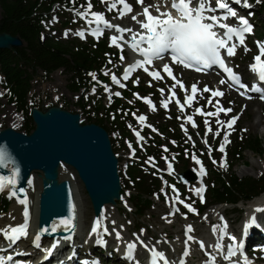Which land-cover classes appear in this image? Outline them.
I'll list each match as a JSON object with an SVG mask.
<instances>
[{
    "label": "rangeland",
    "instance_id": "obj_1",
    "mask_svg": "<svg viewBox=\"0 0 264 264\" xmlns=\"http://www.w3.org/2000/svg\"><path fill=\"white\" fill-rule=\"evenodd\" d=\"M86 1L87 4L89 2L92 4L93 12L103 14L108 22L114 25H118L116 21L119 18H117L118 12L116 10L109 12L107 10V5L101 2L98 3L97 0ZM128 2L133 6V13L136 14L142 11L141 6L136 3V0H128ZM156 2H158V0H156L155 3ZM159 2L164 3L168 2V0H159ZM248 2L251 5L250 9H244L243 7L244 13H247V17L249 19L255 17L256 37L261 39V43H264V12L261 11L264 10V0H260L259 3H257L256 0H248ZM229 3L234 4L232 0H229ZM145 4H148L146 0ZM242 4L243 2L240 5ZM54 10L55 11L52 14V17L44 22L45 33L50 38L53 37L55 40L60 41H73L75 39H77L78 41H97L102 38H107L111 46L110 38L112 35L116 34L113 30H107L105 31V34H102L99 38H97L90 34V28H94V24L90 26L86 23L85 20L81 19L80 17L74 18V16L67 14V12H63L62 8L56 7ZM1 16L2 10L0 6V19ZM65 17H71L74 19V21L78 20L79 26L72 25L70 28H63L62 23ZM81 31L84 32V37L86 39H82L79 35H77V33ZM260 34L262 35L261 37H259ZM257 42H253L254 46H252L251 44L248 45L247 48L249 49V51H245V47H241L232 61L237 71L241 75H243L244 78H246L247 80H250L252 78L251 75L253 73L250 71V65L254 63V57L258 54ZM111 47H113L119 53V55H121L119 49L114 46ZM122 54L125 56V60L123 62L120 60L119 57V61L108 63V66H104L101 70L102 76L104 78L109 79L107 84L100 85L105 102L109 103L112 99H109L110 95L111 97L115 96V92H120L121 94L125 95L126 87L132 85L137 87H143L149 90L148 96L142 98H150L152 104L155 105L156 110H150L149 105L144 103L142 99H137L136 97L132 99V102L134 104L136 102H141L142 109L136 112L134 115V118L137 122V126L132 127L131 129L130 133L132 137L126 139L125 144L127 150L122 151L119 154L116 153L117 157L121 159V161H119V173L121 178L127 176V166L129 165V160L132 157L136 159L135 144L140 149H145L148 146L149 141L154 138L155 134L161 135V132L159 133L158 128L162 124H179L180 131L183 133V136L191 144V146L198 147L199 145L201 147L199 155L204 159L203 161L205 166L207 165L206 162L208 161L212 169H219L220 171H223L225 173H228L230 171V168L228 166V153L233 148L235 142L238 143L245 137L255 136L261 138L264 141V101H262L260 97H255L254 100H249L248 98L250 97L247 96L242 98L238 94L235 95L231 93L229 90H227L225 86L219 83V80L211 77L210 75H197L185 71L182 68H174L176 77L182 80L184 85L189 89L193 84H197L198 88L201 90L205 86H208L210 89H215L216 87L221 86L225 90L224 97L222 99L215 98L213 100V105H215L216 100H219L220 106H222L223 108L226 107L227 109H231V112H229L227 115L221 112L219 115V120L227 122L232 119H230V117H238V119L236 120V122L238 123H235L232 129L221 128L220 136L218 137L213 135V133L218 129V125L216 124V117H208L213 130V133H208L206 137L208 140V144L213 149L211 155H209L207 147L203 143V139L205 138V128L202 131L199 125H197L198 127L193 128L190 123L186 124L185 127L188 130V136H191L192 138L191 140H188V136H186L185 132L182 130L181 124L184 122L188 115H193V119L197 124V120H199L200 115L195 114V109H197L195 108L196 105L201 106L204 112H214L216 110L215 107L208 105L207 103L210 94L203 93V97L198 95L193 101L191 107L185 105V111L182 114L179 111V106L177 105L176 100L178 99L181 104H184L185 93L181 91L179 87H177L176 97L172 100L171 103H169L168 109L165 110L163 107L160 106L162 97L158 89H164L163 98L168 97V87L173 82L166 76L164 81H155L152 80L151 77H149L143 70H139L136 75L131 79H128L127 81H121L125 85V89L119 87L118 85L112 82L111 76L116 75L118 79L121 78L123 76L124 68L127 67L130 62H132V55L130 53V50L126 46L124 47V52ZM162 63L163 61L159 60V62L156 63L154 67L150 70H159L162 67ZM105 72H108L109 74L105 75ZM70 78L71 76L66 73L63 69L56 71L48 79H45L44 73L40 72L32 82V91L30 93L29 101L30 105H32V108L36 107L40 110H46L49 106H60L61 108H64L65 110H68L72 113L80 114L82 116V122H85L86 114L80 106L81 98L84 94L82 92L77 93L70 87ZM137 78L139 80V83L135 84L133 81ZM95 80H97V78H95ZM149 82H151V86H149ZM0 87L3 91V95L0 96V131L5 128L12 127L18 132H25L24 127L28 123L27 119L23 117L20 113H18L14 106L9 105L7 101L6 91L2 87L1 76ZM106 88L109 91H106ZM90 95H96V91L93 88L90 90ZM86 96L87 95H85V97ZM12 109L15 110L16 114L7 116V113L13 112ZM260 110H262L263 115H260ZM141 115L146 117L145 124L149 125L150 127H142L138 123L137 117ZM17 116L19 118H16ZM178 117L180 118L178 119ZM259 119H261L262 124L257 127L255 125ZM32 125L34 126V123H32ZM152 129H155L156 131H153ZM137 131L140 132V135L143 137V140L138 141L135 135ZM226 132H230V135L228 136V140L230 142L225 146L224 152L222 153L218 149L220 144L223 142V137ZM150 133H152V135H150ZM169 136L170 135L167 133L164 137L163 147L168 146L167 138ZM118 137L119 132H114L110 135L114 151L119 146L118 143L115 145L113 144L114 140ZM169 143L174 145L171 140L169 141ZM129 145H131V147H129ZM168 152L169 151L164 153ZM217 154H219L220 156V159L218 160L215 157V155ZM177 155L178 153L171 152L170 156H166L167 160L165 159L164 165H159L157 167L158 169L156 171L158 173L161 172L166 174L168 163H174V165H176L174 172L172 173V175H170L169 182L164 177H160L163 186L161 194L163 200L158 201L157 199H155L154 206L149 211H147L144 216L138 215L136 209L131 203L130 195L132 193V190L130 189H127L125 191L122 200L118 202V207H113L118 208L119 212L113 213V218L110 219V222L111 224L113 222L112 220H119L121 222V224L123 225V230L121 233L123 240L120 242H118L117 240L115 241V233L113 231L111 232V235H108V239H104L108 244V251H113L112 259L118 260V263H120L121 261L124 263V261L121 259V256L124 255L126 243L132 240L137 241L135 240L136 236H140V238L144 241V243L148 245L149 248L154 247L157 251L163 252L167 260L172 261L175 264H180L181 260H183V264H208V256L205 255V252L216 256V264H226L223 258L215 252V249L213 247L216 243L219 233L213 235L212 226L225 223L227 225L228 234L235 236L238 242L243 243L245 236L244 226L245 224H247V222H249L251 217H255L256 219H258V221H264V212H257V209L264 208V193L250 202L241 203L238 206V211L233 210L232 206L218 205L209 207L204 214H199L198 209H196V206L198 202H200V204L203 203L201 202L200 196L195 194V190L200 187L206 189L207 185H210L209 173L207 174V172L205 171L206 175H203L205 178L204 182H199L198 180L192 181L193 175L191 172L195 173L198 176L200 165H197L192 160V158L188 156V169L183 171V166L177 160ZM205 155L207 161L205 160ZM173 156L175 157V159H172ZM196 157L198 158V156ZM213 160L216 161L215 164L213 163ZM151 161L154 162L153 160ZM152 162H149L150 166H153L155 164ZM232 172L239 178L258 179L264 173V157L259 158L252 152L247 151L244 154V159L234 165ZM179 174H185L186 178V183L181 184L182 186L180 187L184 190L183 192L186 196L183 197L182 193L180 192V194L177 191L179 193V199L182 200L184 203L191 204V206L195 209V213L188 212V210L183 206L182 203H176L174 207L178 208L179 212L170 214L174 211L172 201L175 199V194L173 193L170 185H172L173 181H175V179L177 178L176 176H178ZM35 176L37 178V175ZM59 178L60 181L70 180L72 182L73 188L75 190L74 193L76 203L79 199V202L84 205V212L88 214L87 229H89L91 222L95 219V215L88 194L84 188V185L79 180L77 173L70 167L62 166L60 169ZM40 187L42 190L41 181ZM175 188L176 190L179 189L178 187ZM35 192L36 187H33L31 190H29L28 186L27 194H30V196L32 197V201ZM8 195H10V193L7 191L3 192V194L0 195V222L3 223V225L8 224L10 218L15 217V212L13 210L17 209V213H19L21 208V204L16 201L17 199L15 197L7 198ZM3 197H5L10 203L9 210L4 214L1 210ZM84 199H87L88 201L87 207L85 206ZM204 199L205 197L203 195V201ZM183 209H185V211ZM101 217L102 216H100L99 218ZM221 218H223V220H221ZM13 222L15 223V221ZM116 222L117 221H115V228L116 230H118ZM103 225H106L104 220ZM189 225L193 228V231L191 233H186V229ZM107 228L108 230H113V224L107 226ZM141 232L143 233L142 235ZM188 235H191L193 237L191 241H187ZM28 236L27 238H23L22 240H27ZM1 238L2 236H0V239ZM97 239L100 240L99 235L91 237L88 233V230H86L83 239L79 240L80 252H84V254L89 253L92 251L91 247H99L100 250H107L106 248L99 246V240ZM186 241L187 244L185 243ZM20 242V244H23L22 241ZM199 242H203L205 244V249L203 251L200 249ZM228 243H230V241L225 238L224 244L227 245ZM43 246L44 245H42L41 248L45 250L46 246L45 248ZM137 246H140V244ZM186 247L189 252V255L184 256V251ZM249 248H252V246L249 245ZM115 250H117L118 253H115ZM39 252L42 253V251ZM135 253L137 254V260H142L147 258L149 251L141 246L137 247ZM245 254L246 253H244L243 255ZM109 255L110 253L104 255V258L108 257ZM138 256H140V258H138ZM237 260H242V257L238 255L234 258V261ZM248 261L249 264H264V255L261 253H253L248 258Z\"/></svg>",
    "mask_w": 264,
    "mask_h": 264
},
{
    "label": "snow or ice",
    "instance_id": "obj_2",
    "mask_svg": "<svg viewBox=\"0 0 264 264\" xmlns=\"http://www.w3.org/2000/svg\"><path fill=\"white\" fill-rule=\"evenodd\" d=\"M100 2L107 5V10L109 12L116 10L118 12L117 18L123 19L130 16V19L138 26V29L134 30L132 27L123 28L114 25L108 22L103 14L93 12V6L90 2L83 11L76 12V15L85 20L88 25H95L94 28H90L91 35L99 38L106 29L113 30L116 33L111 36L110 43L111 46L120 50V60L122 62L125 60V56L122 54L125 46L136 56L140 57L139 59H134L133 62H130L127 67L124 68L121 78L118 79L116 75H112V82L124 88L125 85L121 81H127L137 70H143L155 81H164L166 76L168 79L172 80L173 83L168 87L169 95L167 98H163L164 89H158L162 97L160 106L167 110L169 103L176 97V88L179 87V89L185 93L184 104H181L178 99L176 100L179 111L182 114L185 111V105L191 107L198 95L203 97V93H209L210 96L207 103L215 107L216 110L214 112H204L203 108H197L195 109V114L204 117L205 138L203 139V143L207 147L208 154L211 155L213 149L208 144L206 137L208 133H213V130L208 117H216L218 129L213 133L216 137L220 136L221 128L232 129L238 119V117H233L227 122L219 120L221 112L225 115L231 112V109H224L220 106L219 100H216L215 105H213V100L217 97H223L224 92L219 89H210L208 86H205L201 90L198 88L197 84L191 85L190 89L187 88L183 81L174 75L172 67L169 64H163L159 70L150 69L154 67L156 61L165 58V53H170L172 64L180 65L185 69H192L197 72H206L216 67L220 70L216 73L217 75H220V72L224 74L219 81L221 85L228 84L229 87L236 86L238 88H244L245 91H247V87L241 83V78L233 71V68L230 67L226 61L236 55L239 46L245 45V36L246 34L253 33V25L247 18L238 14L229 3V0H168V2L164 3L158 0V2L153 4H145V0H136V3L142 8V11L136 14H133V6L128 0H100ZM232 2L237 5L243 2V7L245 8H250L251 6L248 0H232ZM256 2L259 3L260 0H256ZM152 10L155 11V15H153ZM217 10H220L224 14L217 15ZM141 16L143 19L139 18ZM229 18L235 20V26L226 23ZM77 35L83 38L84 32H78ZM257 49L258 54L254 57V63L250 65V71L262 84H264V43L257 42ZM245 51H249V49L245 47ZM108 63H112V61L109 60ZM104 74L108 75L109 73L105 72ZM90 75H93V79H95L94 74ZM133 82L138 84V78ZM149 86H151V82H149ZM105 90L109 91L107 88ZM251 91L261 93V98L264 99V90L260 87L252 85ZM244 94V92L241 93V95ZM114 95L119 97L121 93L115 92ZM133 95L136 96L137 99H142L144 103L148 104L150 110H156L150 98H142L135 93ZM109 99H111V95ZM179 118L180 117H178V119ZM137 120L142 127H150L145 124V116L141 115L137 117ZM189 123L193 128L198 127L193 119V115H188L181 124V128L186 136H188V130L185 125ZM152 130L156 131L155 129ZM135 135L138 141L143 140L140 132L137 131ZM229 135L230 132L225 133L223 142L219 146L218 150L222 153L224 152L225 146L230 142L228 140ZM191 139V136H188V140ZM172 143L175 142L173 141ZM129 147H131V145H129ZM163 151L167 152L168 149L165 147ZM191 158L197 165H201V161L195 154H193ZM165 159L167 160V157H165ZM172 159H175V157L173 156ZM149 162H152L151 158ZM213 163L215 164L216 161L213 160ZM0 168L10 171V175H0V193L5 191L9 192L10 198L17 197L18 203L23 205V222L15 226L7 225L0 229V236L3 237L4 241L8 242L9 246H12L16 245L22 238H27L28 236L30 219L28 201L26 196L23 199L18 197V193L23 194L25 191L23 188L17 186L19 170L3 150H0ZM167 169L169 175H171L173 172L172 163L167 164ZM199 174L201 176L206 175L202 165L199 168ZM172 191L175 194V199L172 201L174 211L170 214L179 212V209L174 207L176 203H182L188 212L195 213V209L191 204L184 203L179 199V193L174 186L172 187ZM203 192V187L195 190V194L200 196L201 202H203ZM257 212H264V209H257ZM103 219L104 218L101 217L94 222V226L91 229L92 234L99 235L101 231L103 235L112 234L108 231V228L103 225ZM72 220L73 218L69 217L53 222L50 229H42V233H56L58 230L71 232L74 229ZM221 220H223V218H221ZM112 224V231L115 233V239L118 242L122 241L123 237L121 236V231L123 230V225L120 226L121 230L118 231L115 228V221H113ZM254 226H258L255 217H253L249 223L245 224L244 232L246 233L249 228ZM192 231L193 228L189 225L186 229V233H191ZM212 232L213 235L219 233L213 247L215 252L223 258L226 264H249L248 258L243 255V244L238 242L235 236L228 234L227 225L225 223L213 225ZM142 234L141 232V235ZM225 238L230 241L227 245L224 244ZM65 239L71 240V236H67ZM192 239L193 237L191 235L187 236V241H191ZM40 240L41 235L37 234L32 242L33 246L37 249L41 247ZM136 240L139 242L140 246L150 252V264H160V262L169 264L163 252L157 251L154 247L149 248L140 236H136ZM187 241L185 242L186 244ZM59 244L60 241H55L49 249L45 250L46 258L53 254V250H55ZM199 246L202 251L205 249V244L203 242H199ZM125 247V258L129 261H133L134 253L137 250V243L128 242ZM4 250L5 249H0V251ZM187 255H189V252L186 247L184 256ZM205 255L208 256V264H216V256L207 252H205ZM238 255L242 257V260L234 261V258ZM71 258L72 257H69V259ZM12 260V256H0V264H10ZM83 264H89V262L84 261ZM92 264H99V262L92 261ZM180 264H183V260H181Z\"/></svg>",
    "mask_w": 264,
    "mask_h": 264
},
{
    "label": "trees",
    "instance_id": "obj_3",
    "mask_svg": "<svg viewBox=\"0 0 264 264\" xmlns=\"http://www.w3.org/2000/svg\"><path fill=\"white\" fill-rule=\"evenodd\" d=\"M100 3V0H97ZM87 5L86 0H0L2 16L0 19V33H8L18 36L24 41V46L12 50H0V76L2 87L6 91L9 105L15 107L18 113L27 119L25 132L30 134L34 130L32 125L30 105V93L32 82L40 72L44 73L48 79L58 70H64L71 78L70 87L77 93L82 92L80 106L86 114L84 124L94 123L104 128L109 135L119 132L113 144H119L115 153L126 151V139L131 138L132 127L137 126L134 118L136 112L142 109V103L132 102L138 94L146 97L149 90L143 87L130 85L123 98L112 96L111 101L106 103L102 94L101 84H107L108 78H104L101 70L108 66V61H119V53L110 46L107 38L94 41H60L45 33L44 22L52 17L56 7L62 8L63 12L78 17L77 11H83ZM264 6V4H263ZM264 12V10H261ZM76 20V19H75ZM79 26V22L73 18H64L63 28ZM262 36L261 34L259 35ZM253 46V44H251ZM94 74L97 80L93 79ZM94 89L96 95H90V90ZM85 95H87L85 97ZM53 107L49 106L48 108ZM200 106H196L199 108ZM64 109V108H63ZM204 117L200 116L197 125L202 129ZM162 124L158 130L161 135H154L145 149H140L135 144L136 158L129 160L127 166V176L122 177V195L127 189L132 190L130 201L136 209L138 215L144 216L154 206V200H163L162 180L164 177L168 182L170 177L156 170L159 165H164L165 157L171 152L178 153L177 160L183 166V171L188 169V156L193 153L200 157L201 147H192L179 129V124ZM172 126V127H169ZM168 153H164V137L166 134ZM152 135V133H150ZM174 141V145L169 141ZM250 151L259 158L264 157V141L255 137H245L238 143L235 142L233 148L228 153V166L230 171L225 173L219 169H212L205 160L209 173L210 185H207L205 202H198L199 214H204L211 206L227 205L238 211L241 203H247L261 196L264 193V173L258 178H239L233 172L234 165L244 159V154ZM191 152V153H190ZM220 159L219 154L215 155ZM154 161L155 166L147 165L149 159ZM121 161V159H119ZM209 164V165H208ZM176 166V165H175ZM173 185L180 188L178 176ZM171 187V186H170ZM183 197L184 190L180 188ZM10 203L2 198V213L9 210ZM185 211V210H184Z\"/></svg>",
    "mask_w": 264,
    "mask_h": 264
},
{
    "label": "water",
    "instance_id": "obj_4",
    "mask_svg": "<svg viewBox=\"0 0 264 264\" xmlns=\"http://www.w3.org/2000/svg\"><path fill=\"white\" fill-rule=\"evenodd\" d=\"M24 45L20 37L0 33V50ZM31 118L35 128L30 134L12 127L0 131V150L7 153L19 170L17 186L25 190L18 193L20 199L27 197L28 183L34 173L41 180L37 234L46 239L65 238L77 230L78 207L72 182L60 181L61 167H70L77 173L97 217L105 206L116 207L122 199L119 158L108 132L94 123L83 124L78 113L59 106L46 110L34 107ZM191 173L192 181H196V174ZM0 175H10V171L0 168ZM178 178L181 184L186 183L185 174H179ZM69 217L74 225L71 232L42 233L53 222Z\"/></svg>",
    "mask_w": 264,
    "mask_h": 264
},
{
    "label": "bare ground",
    "instance_id": "obj_5",
    "mask_svg": "<svg viewBox=\"0 0 264 264\" xmlns=\"http://www.w3.org/2000/svg\"><path fill=\"white\" fill-rule=\"evenodd\" d=\"M155 1L156 0H146V2H148V4H153V3H155ZM152 12H153V15H155L154 10H152ZM133 14H135V13H133ZM139 18L143 19L142 16ZM228 21H232V19L229 18ZM116 23H118V26L123 27V28H128V27L132 26L134 30L138 29V26L130 19V16L125 17L123 19L119 18L116 21ZM126 38H127V35H126ZM251 77L254 78L252 80H256L257 81L256 83L261 86L262 90H264V84H262L253 74L251 75ZM2 95H3V91L1 90V87H0V96H2ZM12 111H13L12 113H7L6 115L8 116V115L16 114L14 109H12ZM259 113H260V115H263L262 110H260ZM16 118H19V117L17 116ZM16 120H18V119H16ZM261 124H262V121H261V119H259L255 126L258 127ZM253 167H255V166H253ZM34 174L37 175L36 173H34ZM35 175L32 176V178L30 179V183H29V190H31L33 187H36V192L33 195V201H32V197L30 196V194H28V196H27L28 211H29V216H30L29 227H28V235H29L28 239L27 240L25 239L23 241L22 240L23 238H22L21 240H19L17 242L16 245H12V246H9L8 242L4 241L5 243H7V245L6 244L0 245V247H3V248H4V246L9 247V250L6 251V253H5L6 256H12L13 258L15 256H19L20 258L18 260L29 262L32 258H38V256L43 255L45 253V250L49 249L51 247L52 243H54L55 241H60L59 246L55 250H53V254L51 255V257L53 258V260H56V259L67 258L70 255L72 257V259L70 260V263L73 264L74 261L81 260L82 252H80V249H79L80 248V241L79 240L83 239L84 233L86 232V230H88V233L91 237H94L97 234H92V232H91L92 225L89 227V229H87V223H88L87 215L88 214L86 212H84V209H83L84 205L81 204L79 202V199H78L77 200V203H78V205H77V207H78V226H77L76 232L71 237V240H67L65 238L46 239V238L41 237L40 244H41V247H42V245H44L43 246L44 248L46 246L45 250H43V248H41V247L39 249L35 248L33 246L32 242H33L35 236L37 235V230H38V200H39V194L41 191V187H40V181L41 180L38 178V175H37V178ZM73 190H74V188H73ZM16 201H18V200H16ZM84 203H85V206L87 207L88 206L87 199H84ZM116 207H118V205ZM262 209H264V208H262ZM13 211L15 212V217L10 218V221L8 224L3 225V223L0 222V226H1L0 229L4 228L7 225L15 226V225H18V224L23 222V216H22L23 205H21L19 213H17V209H15ZM118 212H119L118 208H113V206L107 205L104 207L100 216H102L104 218L103 220L106 223V225H105L106 227L112 225L110 222V219L113 218L112 217L113 213H118ZM252 218L253 217H251V219ZM251 219L249 220V222L251 221ZM256 220H257L258 226H254L252 228H249L247 230V232L245 233L244 239H245L246 244H249L248 242H249V239L251 236L253 238H256L258 241H262V240L264 241V221L263 220L258 221V219H256ZM13 221H15V223ZM112 221H117L116 222V225L118 226L117 229L121 230L120 229V226L122 225L121 222L119 220H112ZM249 222H247V223H249ZM109 232L111 233L112 229H110ZM121 233H122V231H121ZM0 241H3V237L0 239ZM20 241H22L23 244H20L21 243ZM115 241H116V239H115ZM130 242H135V243H137V245H139V242H137V241L132 240ZM137 247H141V246H137ZM39 251H42V253H40ZM125 251H126V249H125ZM136 256H137V254H136ZM138 258H140V256H138ZM125 264H133V262L129 263V262L125 261ZM171 264H175V263H171ZM176 264H179V263H176Z\"/></svg>",
    "mask_w": 264,
    "mask_h": 264
}]
</instances>
